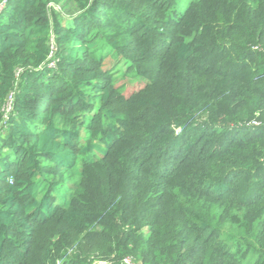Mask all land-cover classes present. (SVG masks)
<instances>
[{
    "label": "trees",
    "instance_id": "16d2710c",
    "mask_svg": "<svg viewBox=\"0 0 264 264\" xmlns=\"http://www.w3.org/2000/svg\"><path fill=\"white\" fill-rule=\"evenodd\" d=\"M0 2V264H264V0Z\"/></svg>",
    "mask_w": 264,
    "mask_h": 264
},
{
    "label": "rangeland",
    "instance_id": "374dc122",
    "mask_svg": "<svg viewBox=\"0 0 264 264\" xmlns=\"http://www.w3.org/2000/svg\"><path fill=\"white\" fill-rule=\"evenodd\" d=\"M4 6H5V4H3V8H4ZM9 105H10V103H9ZM98 264H106L104 261H101V260H98V261H96ZM96 264V263H95Z\"/></svg>",
    "mask_w": 264,
    "mask_h": 264
},
{
    "label": "built area",
    "instance_id": "2783aa9c",
    "mask_svg": "<svg viewBox=\"0 0 264 264\" xmlns=\"http://www.w3.org/2000/svg\"><path fill=\"white\" fill-rule=\"evenodd\" d=\"M3 4H4V3H1V2H0V11L3 9Z\"/></svg>",
    "mask_w": 264,
    "mask_h": 264
}]
</instances>
